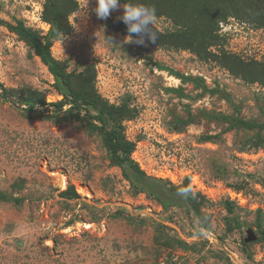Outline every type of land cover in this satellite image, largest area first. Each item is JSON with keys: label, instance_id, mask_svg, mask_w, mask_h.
I'll use <instances>...</instances> for the list:
<instances>
[{"label": "rangeland", "instance_id": "obj_1", "mask_svg": "<svg viewBox=\"0 0 264 264\" xmlns=\"http://www.w3.org/2000/svg\"><path fill=\"white\" fill-rule=\"evenodd\" d=\"M76 1L71 33L54 42L52 56L67 61L69 72L93 65L96 89L109 103L131 99L138 115L124 127L136 146L132 159L147 176L174 186L189 178L191 188L197 181L202 193L191 192L208 201L204 211L211 232L200 231L182 208L165 211L144 195L132 196L120 171L109 165L100 138L88 136L81 125L25 118L13 103L0 101V191L22 200L19 207L0 202V264H223L216 258L222 255L232 264H264V241L247 250L242 246L247 230L255 234L252 212L260 208L264 214V189L255 183L264 180V150L239 153L246 132L222 134L221 126L201 117L231 116L235 106L238 118L264 125V88L187 52L126 43L125 35L106 28L122 8L100 20L92 11L95 0ZM41 6L42 0H0V84L37 90L51 104L60 98L46 68L1 26L20 20L44 35L48 26L41 21ZM154 27L162 33L172 29L164 18ZM219 35L227 53L245 62L264 61V29L230 19L219 25ZM159 68L201 78L207 90L218 89L227 98L204 95ZM188 109L193 117L200 114L199 123L175 133L172 115L185 119ZM203 134L217 139L201 144ZM244 181L249 187L234 204L246 226L227 234L223 202L235 192L230 187ZM70 187L78 199L60 196ZM158 225L193 250H163L154 239Z\"/></svg>", "mask_w": 264, "mask_h": 264}, {"label": "trees", "instance_id": "obj_2", "mask_svg": "<svg viewBox=\"0 0 264 264\" xmlns=\"http://www.w3.org/2000/svg\"><path fill=\"white\" fill-rule=\"evenodd\" d=\"M120 3L122 6L133 3L155 7L157 18H164L172 26L170 31L163 33L154 27L158 39L155 43L146 42V45L163 50L187 52L202 63H215L244 84H258L264 88V61L245 62L240 57L227 53L223 48L224 40L219 35V25L230 19L249 24L254 29H264V0H120ZM41 8V21L48 26L44 35L27 28L20 20H13L12 23L1 22V26L22 42L29 53L46 68L53 80L52 88L60 100L47 104L46 95L42 92L7 89L0 84V101L13 103L25 118L35 116L55 124L71 122L81 125L88 136L100 138L109 165L120 171L132 196L144 195L165 211L182 208L196 219L200 231L211 232V219L204 211L208 201L192 192L187 197L178 195L179 188L189 187V178H186L181 185L174 186L165 180L147 176L132 159L136 146L126 138L124 127L125 122L133 121L138 115L137 110L131 105V99L124 97L119 104L109 103L96 89V71L93 65L85 64L81 71L69 72L67 61H58L52 56L53 44L60 39L58 33L62 32L64 37L71 33L70 17L79 9L77 1L42 0ZM106 28L116 34L128 35L126 26L118 20L108 21ZM159 69L168 71L182 84H190L204 95L227 98L225 93L218 89L207 90L201 78L182 76L164 68ZM178 93L182 95L181 92ZM232 109L231 116L216 118L213 114L201 113V117L208 124L216 123L221 126L222 134L230 131L246 132L244 139L238 142L239 153L264 150V125L245 122L238 118L239 109L235 106H232ZM172 119V131L179 133L187 125L198 124L200 114L198 117H193L188 109L185 119L174 115ZM249 132L254 134L249 135ZM216 139L217 136L203 134L199 141L201 144H213ZM235 144L237 145L236 142ZM249 178L253 179L252 176ZM255 183L264 189V180H256ZM247 187L249 184L244 181L230 188L237 193H243ZM60 196L65 200L78 199L72 187ZM0 202L12 203L17 207L22 204V200L7 196L2 191H0ZM223 207L227 213L224 220L227 234L246 226L236 215L237 207L234 203L224 201ZM252 213L257 242L261 243L264 241V214L260 208ZM155 233V243L163 250L171 251L176 248L182 251L193 250V246L165 235L163 226L158 225ZM253 244L242 242L246 250ZM216 258L223 264H232L223 255Z\"/></svg>", "mask_w": 264, "mask_h": 264}, {"label": "clouds", "instance_id": "obj_3", "mask_svg": "<svg viewBox=\"0 0 264 264\" xmlns=\"http://www.w3.org/2000/svg\"><path fill=\"white\" fill-rule=\"evenodd\" d=\"M89 0H86V4ZM86 6V5H85ZM122 8V14L116 19L122 22L127 29L128 35L125 36L126 43L144 45L146 42L155 43L158 39V33L154 28L157 20L155 7L144 4L127 3L123 6L120 0H95V6L92 11L100 20H108L112 13ZM60 42L64 39L62 32L58 33ZM191 192L189 187L178 189V195L187 197Z\"/></svg>", "mask_w": 264, "mask_h": 264}, {"label": "built area", "instance_id": "obj_4", "mask_svg": "<svg viewBox=\"0 0 264 264\" xmlns=\"http://www.w3.org/2000/svg\"><path fill=\"white\" fill-rule=\"evenodd\" d=\"M191 186L192 191L195 189L197 192L202 193V190L199 188L197 181L193 180ZM227 200L238 205V203L240 204L242 202L241 194L236 192H229Z\"/></svg>", "mask_w": 264, "mask_h": 264}, {"label": "water", "instance_id": "obj_5", "mask_svg": "<svg viewBox=\"0 0 264 264\" xmlns=\"http://www.w3.org/2000/svg\"><path fill=\"white\" fill-rule=\"evenodd\" d=\"M257 241V238L253 231L247 230L246 232V238L244 239V244H251L255 243Z\"/></svg>", "mask_w": 264, "mask_h": 264}]
</instances>
